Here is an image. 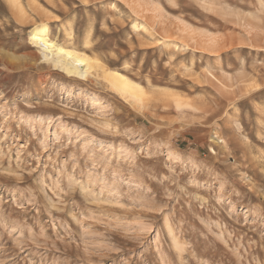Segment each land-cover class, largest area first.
Segmentation results:
<instances>
[{
    "label": "rangeland",
    "instance_id": "rangeland-1",
    "mask_svg": "<svg viewBox=\"0 0 264 264\" xmlns=\"http://www.w3.org/2000/svg\"><path fill=\"white\" fill-rule=\"evenodd\" d=\"M19 1L0 0V264H264V0ZM43 21L150 98L44 59Z\"/></svg>",
    "mask_w": 264,
    "mask_h": 264
},
{
    "label": "bare ground",
    "instance_id": "bare-ground-1",
    "mask_svg": "<svg viewBox=\"0 0 264 264\" xmlns=\"http://www.w3.org/2000/svg\"><path fill=\"white\" fill-rule=\"evenodd\" d=\"M9 1L12 3L17 12L20 13V15L26 14L24 7L19 0ZM36 8H39V6ZM49 31V24L43 21L30 31L31 40L43 50L44 59L50 60L56 67L64 71L67 75L80 79H87L92 76L100 77L107 83L110 89L118 93L125 100L133 103H137V101L144 103L150 98V93L142 84H140V82L135 81L117 69L106 66L99 58L52 40L49 36ZM161 95L166 97L169 101H174L180 106L188 105V100L176 93L161 92ZM212 140L218 143L224 142L220 133L215 130L213 131ZM176 244L178 243L176 242Z\"/></svg>",
    "mask_w": 264,
    "mask_h": 264
}]
</instances>
